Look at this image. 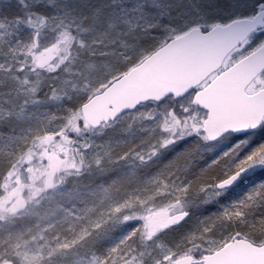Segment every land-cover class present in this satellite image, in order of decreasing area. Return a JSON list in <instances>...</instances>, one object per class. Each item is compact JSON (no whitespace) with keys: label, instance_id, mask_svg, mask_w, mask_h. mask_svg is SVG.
<instances>
[{"label":"snow or ice","instance_id":"snow-or-ice-1","mask_svg":"<svg viewBox=\"0 0 264 264\" xmlns=\"http://www.w3.org/2000/svg\"><path fill=\"white\" fill-rule=\"evenodd\" d=\"M0 264H264V0H0Z\"/></svg>","mask_w":264,"mask_h":264}]
</instances>
